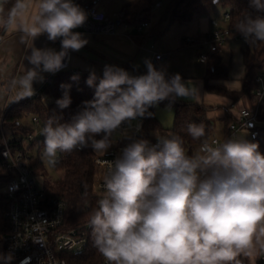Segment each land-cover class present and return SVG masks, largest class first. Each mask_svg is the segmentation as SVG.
I'll return each instance as SVG.
<instances>
[{
  "label": "clouds",
  "instance_id": "9594fccd",
  "mask_svg": "<svg viewBox=\"0 0 264 264\" xmlns=\"http://www.w3.org/2000/svg\"><path fill=\"white\" fill-rule=\"evenodd\" d=\"M25 9L23 0H16L4 17L0 6V27L18 26L32 41L47 34L49 41L61 43L60 51L33 44L28 50L25 59L31 67L13 83L31 97L44 73L59 71L69 50L88 43L75 31L88 17L73 0H39L32 23L18 25ZM249 9L234 30L247 43L264 42V0H250ZM145 66L141 75L114 65H105L101 78L90 72L86 84L95 89L93 99L84 101L70 122H61L62 114L55 111L48 116L43 157L54 164L58 153L91 148L106 154L118 129L150 117L149 109L159 102L196 98L195 85L179 73L169 77L150 60ZM60 87L55 104L62 112L72 103L71 85ZM187 131L194 140L205 137L203 123L189 124ZM126 140L120 154L106 162L104 191L89 219L93 245L108 264H240L238 255L253 254V236H264V153L257 143L228 138L209 144L204 139L197 153L188 155L176 135L157 137L155 144L135 136ZM13 259L0 255L2 264Z\"/></svg>",
  "mask_w": 264,
  "mask_h": 264
},
{
  "label": "trees",
  "instance_id": "16d2710c",
  "mask_svg": "<svg viewBox=\"0 0 264 264\" xmlns=\"http://www.w3.org/2000/svg\"><path fill=\"white\" fill-rule=\"evenodd\" d=\"M162 0H131L126 2L119 11V20L121 23L138 27L141 24L151 21L152 13L157 2ZM250 0H169L165 11L161 15V20L167 22L168 26L179 22H190L206 15H211L218 5L226 8L230 18L228 20L229 29L232 33H237L234 30V24L244 10L249 9ZM16 0H5L3 5L4 17H7L9 11L15 6ZM149 28V29H148ZM212 29V26H211ZM210 29V30H211ZM150 30V31H149ZM150 33H149V32ZM156 26L152 28L148 26L143 32L132 34L139 42L143 43L151 36H156ZM239 34V33H237ZM207 36V35H206ZM206 36L200 38L203 39ZM186 36L183 38L185 44H193L187 42ZM243 70L244 75L241 78L242 86L240 89L229 88L223 81L230 77L231 65H226L220 55V48L209 53V58L206 62L207 69L204 74L203 89L205 92L217 94L230 100L229 105L218 104L216 106H208L202 101H190L171 98L161 101V103L170 102L174 106V123L171 128H164L156 115L155 106L149 111L152 113L150 117L140 118V131L136 138H142L149 141L150 144H155V131H159L163 137H171L172 135L179 136L183 139V146L188 155H194L200 148L202 140L210 137L216 131V123L210 112L213 110H223L224 114L219 117L223 127L226 128L229 123L237 117V113L230 108L245 97L253 98L254 90L257 87L255 75L258 71L264 68V42L257 41L255 43H245L243 47ZM94 70L75 71L70 68L63 69L53 75L51 82L44 86V91L52 95L53 100L50 103H45L40 93H35L31 97L24 96L18 85L14 90H10L11 82L7 83V88L13 93L14 100L7 108H0V135L2 129L6 134L8 131L14 136L13 145L24 147L28 135L32 132L30 127L22 124V119L25 116H37L41 123L45 125L48 116L55 111L56 114L63 116L61 122H70L71 118L81 110L84 101L92 100L95 89L86 84V80ZM98 78H101L103 73L95 71ZM78 75V81H73L71 77ZM12 81V80H11ZM98 83V80H97ZM61 84H70V96L72 99L71 105L61 110L57 108L55 101L62 96ZM264 105L261 106V109ZM263 111V110H261ZM260 119L264 120V112H260ZM192 123H203L205 125V137L201 140H194L188 134V125ZM7 136V134H6ZM8 137V136H7ZM259 145V151L264 153V125H260V134L257 139L251 141ZM36 144H39V149L44 148V138L39 137ZM34 143V144H35ZM128 140H114L112 136V147L110 149L120 150L126 146ZM0 146V150H1ZM96 153L92 152L91 148L76 150L70 153H58L55 165L58 170H61L62 176L56 181H46L45 188L50 197L64 200L66 202L65 209V226L66 228L78 226L89 221L93 209L97 207V201L101 197L99 193H95L93 185L96 176V167L94 157ZM31 166L34 174H40L43 170L44 162L41 154H34L31 161ZM7 178V173L3 165L0 153V182ZM9 229L7 218L0 222V255H8L4 245L2 236ZM2 243V247H1ZM66 257L69 264H102L103 256L93 245V236L90 234V239L87 247L80 252H68ZM240 264L242 262V253L236 258ZM2 264V262H0ZM235 264V262H233Z\"/></svg>",
  "mask_w": 264,
  "mask_h": 264
},
{
  "label": "built area",
  "instance_id": "2783aa9c",
  "mask_svg": "<svg viewBox=\"0 0 264 264\" xmlns=\"http://www.w3.org/2000/svg\"><path fill=\"white\" fill-rule=\"evenodd\" d=\"M161 2L156 3V7ZM225 18L229 20L230 15L225 13ZM87 20L81 26L85 30L97 33L113 32L115 23L108 21L107 13L97 5H92L87 10ZM149 23L145 22L137 27L138 32H143ZM212 29L203 39L195 40L187 37V42L197 44L202 50L198 59L201 63H206L209 53L221 48L232 36L240 34L232 33L229 28L221 27L216 19L211 20ZM244 39V38H243ZM61 46L60 40H56ZM61 50V48H60ZM72 51L63 61L64 66L59 70L70 68ZM164 55L157 54L156 59L161 60ZM57 71V72H59ZM55 72V73H57ZM52 73L46 78L45 85L52 81ZM257 87L254 90L256 108H242L237 117L233 119L226 128L217 130L208 138L209 144L222 143L228 138H245L253 141L260 134V109L264 105V68L255 75ZM44 101L49 97L46 92L40 93ZM33 122L43 124L37 116H33ZM127 124L120 128L126 130ZM138 132L136 130L135 137ZM41 137L44 138L43 135ZM39 139L33 131L28 135L25 146L17 147L2 129L0 135L1 157L5 167L7 178L0 182V196H7V209L5 216L8 220L9 229L3 236V245L7 254H12L14 259L11 264H69L66 257L68 252H80L87 247L90 239L91 229L89 221L70 228L65 226L66 202L47 194L44 184L36 180L31 161L34 153L33 148ZM35 143V144H34ZM121 152L117 149H109L106 154H96L94 163L96 176L93 185L95 193L102 195L103 175L107 172L106 162L115 159ZM102 264H108L103 257ZM260 264H264V251L261 255Z\"/></svg>",
  "mask_w": 264,
  "mask_h": 264
},
{
  "label": "crops",
  "instance_id": "0c3cea01",
  "mask_svg": "<svg viewBox=\"0 0 264 264\" xmlns=\"http://www.w3.org/2000/svg\"><path fill=\"white\" fill-rule=\"evenodd\" d=\"M5 0H0V6L3 7ZM131 0H73V2L79 5L86 13L90 6L97 5L104 11H106L108 21L115 23V28L113 32L109 33H97L93 34L82 27L75 29L82 33L83 38L88 40V43L79 51H72L70 59V69L75 71H88L94 70L103 73L105 65H114L120 68L125 69L132 75L146 74L145 64L142 63V60L152 59L153 62L165 61L171 55L172 51L164 54V58L161 60L156 59L154 48H146L141 50L143 47L142 43H139L132 34H127L126 30L123 29V24L119 20V11L122 9L123 5ZM26 4V9L23 11L21 16L18 17L17 24L30 25L33 21V18L38 12V3L39 0H23ZM210 16L206 20H202V17L197 18L198 30L204 31L206 36L211 29V19ZM203 25V26H202ZM201 29V30H200ZM204 29V30H203ZM2 36V37H1ZM189 36L188 34H183L181 37V44L185 46L186 44L183 41V38ZM246 41L239 36H232L228 39L224 45L220 48V51H230L231 55H235V59L238 64H241L240 69L243 74H240V85L235 86L230 81H223L229 88L240 89L242 86L241 78L244 75L243 70V47L245 46ZM35 46L36 48H53L56 51H60V44L58 42L49 41L47 39V34H43L32 41V38L27 36V34L18 26H13L5 30L0 27V108L4 109L11 105L14 100V95L10 90H14L16 84L13 82L17 80L25 71V68L31 67L26 61V55L30 47ZM147 44H144V47ZM147 54H151L147 57ZM221 55V53H220ZM234 59V60H235ZM152 62V61H151ZM136 66H140L138 70ZM231 69H233L232 63ZM143 66V67H142ZM145 67V68H144ZM140 71V72H139ZM142 72V73H141ZM52 73H44L43 83L35 82L33 87L35 93L40 88L44 89L46 78L49 77ZM168 75V74H167ZM231 75V72H230ZM169 76V75H168ZM170 77V76H169ZM204 77V76H203ZM12 80V81H11ZM10 83V90L7 88V83ZM204 79L201 78L198 81V101H202L208 106H216L218 104L229 105L230 100L222 97L217 94H212L205 92L203 89ZM22 91V90H21ZM242 108H256V99L255 97L249 98L245 97L230 109L235 113H239ZM263 110V111H261ZM260 112H264V107L260 109ZM224 114L223 110H213L210 112V117H220ZM262 123L264 120H262ZM222 127L221 129H223ZM7 209V200L4 197L0 196V222L6 218L5 211ZM258 231V230H257ZM5 233L3 234V236ZM2 236V240H3ZM253 244V254L245 255L242 253V262L247 264L248 262H253L255 264H260L261 255L264 251V236L254 235L252 238ZM2 247V243H1Z\"/></svg>",
  "mask_w": 264,
  "mask_h": 264
},
{
  "label": "rangeland",
  "instance_id": "374dc122",
  "mask_svg": "<svg viewBox=\"0 0 264 264\" xmlns=\"http://www.w3.org/2000/svg\"><path fill=\"white\" fill-rule=\"evenodd\" d=\"M169 0H162L161 7H155L152 13L151 21L149 22L150 28L154 25L156 26L155 34L156 36H151L146 39L142 45L143 47L141 50L146 48H154L155 53L164 55L169 51H172V55L165 61L153 62V57L151 59L153 65L157 69H163L169 76H172L176 73H179L185 82H189V85H195L196 89L198 90V81L203 78L207 65L206 63H201L198 59L199 53L202 51L200 50V46L197 44H186L182 46L181 44V37L183 34H188L190 38L198 40L204 35V31L198 30V23L197 19H193L190 22H183L179 23L176 22L171 26L167 25V22L161 20V15L165 11L166 5ZM226 8L218 5L216 9L213 11L211 15H206L202 17V20L208 19L210 16L211 19H216L218 24L221 27L229 28L228 20L225 18ZM203 26V25H202ZM123 29L126 30L127 34H134L137 31V27L132 25L123 24ZM149 29V28H148ZM204 30V29H203ZM150 31V30H149ZM148 31V32H149ZM150 33V32H149ZM144 44L147 46L144 47ZM225 49L223 52L220 51L223 62L226 65H230L232 63L233 69H231V75L227 79L230 83H233L236 87L240 84V74L242 75L243 72L240 69L241 64H238L237 60L235 59V55H231L230 51H226ZM151 54H147L146 56L149 57ZM235 59V60H234ZM150 60V59H145ZM145 60H142V63L145 64ZM131 65H134L131 63ZM136 66V65H134ZM138 70L143 71L140 69V66H136ZM143 67V66H142ZM146 67V66H145ZM144 67V68H145ZM232 68V67H231ZM139 71V72H140ZM142 73V72H141ZM141 75V74H140ZM226 81V80H225ZM37 92L42 93L44 89L40 88ZM47 96L53 100L51 94L46 93ZM181 100H190V101H197L198 100V91L196 98H189L183 99L178 98ZM156 115L159 118L162 126L164 128H171L174 123V106L170 102H165L157 104L155 106ZM217 130L221 131L223 124L218 117H213ZM22 124L24 126L30 127L35 135L41 137L42 135V127L40 125H36L33 120L32 116L28 115L22 119ZM141 125L140 120H134L130 123H127V128L124 131L118 129L114 133V140H123L129 136H135L136 130ZM264 125V122L262 123ZM6 134L9 139H13L14 136L6 131ZM156 137H163L159 131H155ZM43 149H39V144H36L33 148L34 154H41V157L44 162L43 170L40 171V174H37L36 180L40 184H46V181H56L62 176V171L56 168L55 163H50L48 159L43 157ZM97 154V153H96ZM99 155V154H98ZM7 197L6 195L4 196ZM247 264H255L253 262H248Z\"/></svg>",
  "mask_w": 264,
  "mask_h": 264
},
{
  "label": "water",
  "instance_id": "95a60500",
  "mask_svg": "<svg viewBox=\"0 0 264 264\" xmlns=\"http://www.w3.org/2000/svg\"><path fill=\"white\" fill-rule=\"evenodd\" d=\"M1 37H2V36H1ZM44 102H45V103H50V102H51V99H50L49 97H47V98L44 99Z\"/></svg>",
  "mask_w": 264,
  "mask_h": 264
}]
</instances>
